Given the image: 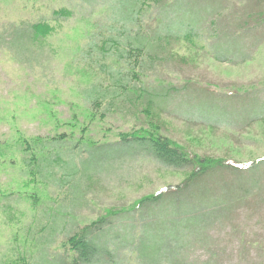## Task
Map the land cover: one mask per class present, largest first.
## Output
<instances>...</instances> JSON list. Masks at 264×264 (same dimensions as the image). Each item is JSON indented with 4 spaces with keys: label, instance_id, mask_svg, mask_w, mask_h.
I'll list each match as a JSON object with an SVG mask.
<instances>
[{
    "label": "rangeland",
    "instance_id": "obj_1",
    "mask_svg": "<svg viewBox=\"0 0 264 264\" xmlns=\"http://www.w3.org/2000/svg\"><path fill=\"white\" fill-rule=\"evenodd\" d=\"M111 1L0 0V264H47L55 252L70 254L67 230L90 224L107 209L134 208L142 197L180 184L189 174L186 167H166L139 152L94 153L97 161L85 164L83 153L75 159L78 195L68 198L67 185L37 177L27 182L21 150L26 139L65 134L72 144L106 145L119 142L121 134L156 126L161 135L212 162L245 163L264 156V116L245 122L255 113L252 99L259 98L260 107L264 101V40L252 48L262 32H245L248 24L254 25L249 15L255 9L249 7L255 0H184L180 9L173 0H138L137 19L131 15L127 19V9L121 5L118 10L117 3L116 10H110ZM260 8L264 10V0ZM161 9H172L166 15L173 21L195 18L197 23L192 25L189 19L184 27H195L197 35L166 40L160 60L151 57L153 49L151 54L141 52L138 59L97 52L125 23V35L118 38L121 45L136 33L151 32ZM179 10L189 15L179 13L180 18L174 13ZM247 17L248 23L238 28L241 37L220 39L228 43V52L209 47L212 28L225 24L232 30ZM36 23L44 37L35 44L22 41L31 46L26 51L17 52L3 42L1 34L8 25ZM235 46L240 54L233 52ZM220 50L227 61L215 57L213 51ZM244 52L251 54L249 58L237 59ZM106 66L135 73L144 84L163 87L160 98L153 104L139 100L132 110L120 98L110 107L112 95L90 104L85 89L93 85L109 90ZM253 176L264 186V170ZM226 178L230 179L229 174ZM243 198L238 195L226 215L210 225L203 240L187 253L188 264H264V188L259 197L252 193ZM44 210L63 216L72 227L63 228V219L52 233L40 234ZM134 213L107 232L109 237L116 234L109 246L115 252L107 257L115 256L113 264H140L129 243L117 242L125 237L134 248L141 222L137 210ZM104 240L103 234L99 244L104 245Z\"/></svg>",
    "mask_w": 264,
    "mask_h": 264
},
{
    "label": "trees",
    "instance_id": "obj_2",
    "mask_svg": "<svg viewBox=\"0 0 264 264\" xmlns=\"http://www.w3.org/2000/svg\"><path fill=\"white\" fill-rule=\"evenodd\" d=\"M173 1H175L174 7L180 9L184 0ZM261 2L262 0H255L252 3L254 5L249 7L255 9L251 10L252 13L250 12L249 15V18L254 21V25L248 24L245 32L252 34H255L258 30L262 32V35H259L260 39L255 41L252 48L264 40V29H262L264 28V10L260 8ZM116 3L118 4V10L122 8L121 5L127 9V19L130 15L136 18L141 9L138 0H112L109 3L110 10H116ZM172 6L173 4L171 8ZM168 10L171 11L172 9H161L159 11V15L154 19L155 25L151 30L152 33L141 31L134 34L133 38L127 39L128 43L126 45H121L118 38L125 35L127 25L125 23L121 31H117L114 36L108 38V45L103 49L99 46L97 52L119 59L123 57L138 59L141 52L151 54L153 49L154 53L151 57L160 60L164 56L162 54L164 51L162 53L159 51L166 49L164 47V44H167L166 40H187L197 35L195 27L190 26L189 29L184 27L185 22L189 19H191L190 24L197 23L195 18L185 19L183 17L185 22L183 19L173 21L171 17L169 18L166 15V12L170 14ZM174 13H178L179 16L180 14L189 15L186 12L181 13L180 10ZM260 13L262 15H259ZM252 17H255V19ZM180 18L182 17L180 16ZM249 18L247 17L246 20L234 25L232 30L225 24L216 25V28H212L208 33L210 38L213 39L209 47L212 49L220 47L219 49H223L225 53L228 52V43L223 44L220 39L228 36L229 41H231L232 37L234 40L241 37L242 31H239L238 28L247 24ZM233 21L235 24L236 21ZM231 23L232 21H228V25ZM39 25V23L10 24L8 29L3 30L1 38L6 45H9L8 48H12L17 52L26 51L31 46L28 42L22 41L28 40L30 43L35 44L38 38L44 37ZM132 39H134L135 44L131 41ZM239 50V47L235 46L233 52L240 54ZM213 52L218 60H228V58H222L224 55L222 50L219 53ZM250 55V53L244 52L241 57L237 56V59L244 61ZM104 69L108 71L111 78L109 90L93 85L85 89L84 95L90 104L95 105L100 99L109 98V95H112L111 103L108 100L110 107L117 98H120L124 103L123 105L129 104L131 106L129 109L132 110L138 106L136 102L139 100L153 104L160 98L159 90L163 87L144 84V82L133 76L135 73H131V75L128 71L122 69L108 68V66ZM252 101L256 104V107L252 106L255 113L249 116L245 121L246 123L264 116V101L261 107L259 106V98H253ZM122 107L126 106H121L119 109ZM120 137L119 142L106 145H88L79 142L72 144V142L67 141L68 137L65 134L51 137L35 136L24 140L25 146L21 148L23 152L22 173L28 177L27 182L33 183L37 177L42 181L52 182L60 187L67 185L68 198H71V194L74 197L78 195L79 187L76 186V179L79 172L77 171L75 159L82 157L83 153L85 154L81 159L84 160V164L87 160L90 163L97 161L94 153L122 150L123 153L139 152L141 155L150 156L166 167L180 166L189 170L188 177L180 184L164 187L154 191L153 194L142 197L135 203L134 208L107 209L104 216L92 221L90 224L67 230L64 234L67 236L70 254L66 251L55 252V258L47 260V264H113L115 256L112 260H108L107 257H111V253L115 252L109 246L114 242L113 238L116 234L109 237L107 232L116 230L118 226L123 225V221L127 217L136 215L135 210H137L141 222L139 233L134 242V250L131 242H128L125 237H121L120 241L117 242L123 245L129 243V251L137 252V261L140 264H163V260L164 264H188L187 253L203 240L208 228L214 221H219L226 215L230 206L238 200V195L245 198L246 195L252 193L257 197L262 194L264 186L257 183L258 180H254L253 175H258L260 171L264 170V156L245 163L233 159L220 160V163L212 162L211 159L198 158L195 153L188 152L168 137L161 135L156 126L140 128L137 133L133 132L131 135L121 134ZM68 144H71V147L66 148ZM227 174H229L230 179L226 178ZM85 175L87 176V173ZM245 177H247L246 180H244ZM210 178H217L218 180L213 182ZM80 184L78 180L77 185ZM256 188L258 189L257 192H255ZM77 202L79 203V201ZM72 204L73 201L70 205ZM150 206H154L155 210ZM42 214L39 230L42 235L52 233L55 224L64 219L63 216L55 212L45 213L44 210ZM63 221L66 222L63 228L66 226L72 227L73 224H69V220L64 219ZM122 228L124 227L122 226ZM103 234L105 236L104 245H100L98 240Z\"/></svg>",
    "mask_w": 264,
    "mask_h": 264
}]
</instances>
